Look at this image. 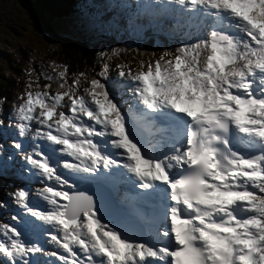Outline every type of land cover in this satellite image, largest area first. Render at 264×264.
<instances>
[{
	"label": "snow or ice",
	"instance_id": "obj_1",
	"mask_svg": "<svg viewBox=\"0 0 264 264\" xmlns=\"http://www.w3.org/2000/svg\"><path fill=\"white\" fill-rule=\"evenodd\" d=\"M140 7L172 22L190 13L202 35L136 71L117 64L115 78L104 62L69 82L68 66L53 64L36 90L27 85L11 146L41 142L22 158L47 207L30 206L24 188L13 195L26 227L56 250L0 223L8 264H39L37 254L57 264H264V0ZM118 184L130 186L133 207L102 211L104 189Z\"/></svg>",
	"mask_w": 264,
	"mask_h": 264
},
{
	"label": "clouds",
	"instance_id": "obj_2",
	"mask_svg": "<svg viewBox=\"0 0 264 264\" xmlns=\"http://www.w3.org/2000/svg\"><path fill=\"white\" fill-rule=\"evenodd\" d=\"M48 12L49 11L45 7V9H43L41 14L44 15V16H47ZM60 15H63L65 18H67L68 21H69V24H67V25L66 24H60V19H61ZM69 18L71 19V21H70ZM55 20H57V23L55 21H52L50 23V28H51V30L53 32H55L57 34H61L65 38H66L65 33H70V32L74 33V34H76L78 36V34L76 33L75 29L70 27V23L71 22L74 23L75 19H72V17H68V13L66 11H65V13H60L59 16L57 17V19H55ZM151 22H153V21H151ZM157 22H158V26H156V28H157V32L156 33H158L161 28L167 26V23L163 19H158ZM148 23H146V24L140 23V24L142 26H144V25H147ZM22 25L23 26L20 29H24V24H22ZM160 25H165V26H160ZM71 26H72V24H71ZM31 27L32 26L30 25L29 28L31 29ZM54 28H56L57 30L54 31ZM33 33H36L38 38H36L35 41H32L33 45L26 43V41H29V40H26L25 41V45L30 46L31 49H36L38 52H40V55H39V54H37L36 52L33 51V53H35L36 56H41V57H45V58H51L50 53L48 52L47 47H44V42H43V39H48V38H46L43 34L39 33L36 30ZM143 33H144V35H143L144 37H147V36H145V34H150L148 31H144ZM57 34H55V35H57ZM77 36L75 37V35H72L71 39H69V38H67V39L70 40V41H79L82 44H83V42L88 41V40L83 39L81 36H78L79 38ZM58 37H60V36H58ZM30 40H32V39H30ZM12 44H13V42H12ZM13 46L16 47L17 45H13ZM85 47L89 51L92 52V63L91 64L95 65L97 63V61L99 60V59H97V56H96L99 51L98 50L96 51V48L94 46H91V45H85ZM145 50H146V48H145ZM28 55H29V53L26 54V60H27V56ZM156 58H158V51L156 53ZM26 60L23 63L20 64L21 66L19 67V70H17L16 73L13 72V74L15 75V80H13V81H17L18 85H20L19 89L16 90V93L11 96V102L10 103H6V104H9L8 107H11L13 113H14V109H15L16 105H18V103L20 102L19 98L27 90V86H26L25 80H21L20 79V78H23V75H22V72H21L22 71V67L25 64H29V62H26ZM17 62H18V58H16L13 66H12V69L15 68V65H16ZM93 66L90 69V71H93ZM115 76H116V73L111 74L110 75V79L111 78H115ZM125 98H127V97H125ZM6 104H5V106H6ZM5 106H2L1 103H0V110H1V108H6ZM4 116H5V114H4ZM4 116L2 115V111H0V122H2V123H0V153L2 155H4L5 160L9 163L10 167L12 168V173H11L10 176H8L5 179L4 182L0 183V202H2L4 204V207L0 208V223H8L10 225L17 226L18 228H20V230L23 233V237L22 238L25 239L27 242H29V234L33 233V232L28 227H26V223L31 218L26 214L25 210L21 206H19V205H17L15 203L14 195H13V198L11 199V198L7 197V194H9V192L11 190H13V194H14L17 189L24 188L31 195L32 193H37L38 190L41 187H43V184H42V182H41L39 177H37L36 175H33L37 179H36V181H34L32 184L29 185V188H27L24 185H22V182L24 181L23 178L25 177V171H27V170H24L21 167V164L25 163L22 157H23L25 152L32 151L34 146H33V144L31 142H29V139H24V140H22V143L24 144L23 151L15 150L11 146L12 145V141H13V139L20 140L21 138H19L16 135L14 127H13V129L11 127V130H9L10 126H12L10 124V120L12 119V117L7 115V117L9 119H7V118L5 119ZM8 122H9V124H8ZM14 122H13V124H14ZM9 135H12V136H15V137H11ZM8 137H10V138H8ZM6 146H11L13 148V151L9 152ZM8 157H11L12 159L9 160ZM67 175L68 174H66V176ZM77 187L80 190H86V191H89L90 193L91 192H97V189H95V188H93V187H91L89 185H77ZM114 190L116 191V194H114ZM97 195L99 196L98 192H97ZM132 196H133V192L130 191V186H128V185H119L118 184V185H115V186L106 187L104 189V192H103V199H104L105 207H104V209H102V211L106 212L107 209L109 208V207H106V204H107L106 198H108L109 201H110L109 205H111V203L113 201H120L122 204H124L125 206H127V207H129L131 209L133 207L132 206V199H131ZM29 204H30V206H33V207L39 206L41 209H46V207H47L39 199L38 196H36L34 199L29 198ZM14 215L18 217V220H15V221L12 220V216H14ZM0 239H3V237H0ZM41 239H43V237H41ZM46 245H47L46 248L43 247L45 252L46 251L47 252H51V251H55L56 250L55 245L49 244L48 242L46 243ZM44 256H45V264H57V261L55 260V258H53V257H51L49 255H44ZM0 264H8L7 258L3 257V256H0Z\"/></svg>",
	"mask_w": 264,
	"mask_h": 264
},
{
	"label": "rangeland",
	"instance_id": "obj_3",
	"mask_svg": "<svg viewBox=\"0 0 264 264\" xmlns=\"http://www.w3.org/2000/svg\"><path fill=\"white\" fill-rule=\"evenodd\" d=\"M27 0H0V76L4 79L7 80L8 82H11L15 80V75L12 72V68L16 58L20 55V52L25 50L26 53L23 55L25 56L27 53L29 54H35L33 53L36 52L37 54L40 55V52H38L36 49H31L30 46L25 45V41L32 39V41H35L36 38H38L35 30L30 27V21H29V12L24 11L23 9L25 6H29V8L34 9V3L28 4L27 2H23ZM80 0H56L55 6L58 7L60 10L58 12L65 13L67 10H72L77 7L78 10L81 11H87L86 9L82 8H87L85 3L81 2L79 8L77 6V2ZM97 1V0H96ZM47 2V0H46ZM103 5L101 9L97 8V5L95 4V0H91V6H92V14L87 13L86 17L88 18H93L97 19L100 18L97 16V13H111L113 15H116L115 9H116V3L113 2L112 0H102ZM49 3V0H48ZM48 3H47V10L49 12H52L50 9H48ZM45 2H43V5ZM42 12V9H40ZM156 11V10H155ZM14 15L18 16V25L22 27L24 24V29H20V27L16 26L14 24V21L11 17ZM163 15V14H160ZM83 15H80L79 13L75 14V22L77 24L81 23V19L84 17ZM22 17V18H21ZM68 17H73V16H68ZM49 22H52L51 18H49ZM70 19V18H69ZM54 21L57 23V20L54 19ZM71 21V19H70ZM60 24H69V21L67 18H64L61 16L60 19ZM73 26V22L70 23V26ZM158 22L157 20H154L151 23H148L147 25L144 26H137L136 22L133 21V19L128 20L123 27L127 30H131L134 32V35L136 36V40L142 38L144 40V31H148L149 33H155L157 32ZM57 29L54 28V31ZM23 33V34H22ZM55 33V32H53ZM57 34V33H55ZM160 38V37H159ZM107 39V38H106ZM112 41H115L116 39H109ZM119 40V39H117ZM13 42V44H12ZM158 44H162L163 42H157ZM85 45H91V46H97L96 42L94 41H86L83 42ZM13 45H17L14 47ZM98 47V46H97ZM47 49L48 52L50 53L51 58H53V54L58 52V44L57 42L52 38L48 43H47ZM143 51V50H142ZM144 54V53H143ZM80 55H83V53H80ZM9 104H6L5 107H8ZM2 115L4 116L6 110L5 108H1ZM14 122V117L10 120V124L13 125ZM9 124V122H8ZM12 173V168L10 167L9 163L5 160L4 155L0 153V183L4 182L5 179L10 176ZM4 188V187H3Z\"/></svg>",
	"mask_w": 264,
	"mask_h": 264
},
{
	"label": "trees",
	"instance_id": "obj_4",
	"mask_svg": "<svg viewBox=\"0 0 264 264\" xmlns=\"http://www.w3.org/2000/svg\"><path fill=\"white\" fill-rule=\"evenodd\" d=\"M27 1H23V2H27L28 4L34 3V9L33 8L30 9L28 5L25 6V8L23 9L25 12L26 11L29 12L30 25L32 26V28L34 30L43 34L49 40H51L53 38L57 42L59 51L58 52L56 51V53H54L53 56L58 58L59 59L58 61H63L64 63L67 62L68 63L67 66H68L69 70H76V68H79V70H77V71H85L84 69L86 67H91L92 65H94V64L90 65L92 63V52L89 51L85 47L84 44H82L79 41H70L67 38H64V36H62L61 34H57L58 36H60V37H58L51 30V28H50L51 22H49V20H50L49 18H51V20L54 21V19H57L59 14L62 13V12H58L60 9L55 6L56 0H49V3H48V0H47V2H46V0H27ZM43 2H45L44 5H43ZM81 2L85 3V5L88 7L89 0L78 1V6L80 5ZM47 3H48V9H50L51 11L53 10V11L48 12L47 16H44L41 14L40 9H42V11H43V9H45V7L47 8ZM95 4L99 5V3H97V2ZM60 16L64 17L63 15H60ZM11 18L13 19L14 24L16 26L20 27L18 25V20H19L18 16L14 15ZM26 43L33 45V42L30 39H29V41H26ZM25 53H26L25 50L20 52V55L17 57L18 62L16 63L14 69L9 67V69H12V72L16 73L17 70H19V67L21 66L20 64L26 60V55L23 56ZM80 53H83V55H80ZM107 63H109V65H110V75H111L112 70L115 68V66L118 63H114L113 60L107 61ZM88 65H90V66H88ZM101 65H102V63H96L93 66V72L90 73L88 76L89 79L92 78L93 76H95L100 71ZM73 78H74V76L68 77L69 82H71V80ZM97 78H99V77H97ZM31 82L32 83L37 82V78L33 79V81H31ZM46 82H48V81H46L42 77H40V79L38 81V83L40 85H43ZM51 83H52L51 91L54 92L57 90V82L52 81ZM33 85L35 86V83H33ZM83 86H86V85L82 84V87ZM19 87H20V85H18L17 81L8 82L7 80H4L0 76V103L2 106H5L6 103L11 102V96L16 93V90H18Z\"/></svg>",
	"mask_w": 264,
	"mask_h": 264
},
{
	"label": "bare ground",
	"instance_id": "obj_5",
	"mask_svg": "<svg viewBox=\"0 0 264 264\" xmlns=\"http://www.w3.org/2000/svg\"><path fill=\"white\" fill-rule=\"evenodd\" d=\"M106 202H107V204H106V207H109L110 205H109V199L108 198H106Z\"/></svg>",
	"mask_w": 264,
	"mask_h": 264
}]
</instances>
